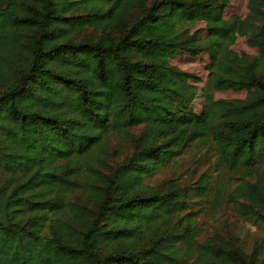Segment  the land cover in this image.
I'll list each match as a JSON object with an SVG mask.
<instances>
[{
    "label": "trees",
    "instance_id": "16d2710c",
    "mask_svg": "<svg viewBox=\"0 0 264 264\" xmlns=\"http://www.w3.org/2000/svg\"><path fill=\"white\" fill-rule=\"evenodd\" d=\"M227 4L0 0V264H264V240L198 238L187 208L208 176L145 180L210 144L240 177L227 192L237 214L264 223V178H245L264 165V0L244 16L225 17ZM234 33L257 53L224 42ZM181 51L207 52L211 86L245 95L203 88L196 111V75L170 62ZM113 138L131 152L109 164Z\"/></svg>",
    "mask_w": 264,
    "mask_h": 264
},
{
    "label": "rangeland",
    "instance_id": "374dc122",
    "mask_svg": "<svg viewBox=\"0 0 264 264\" xmlns=\"http://www.w3.org/2000/svg\"><path fill=\"white\" fill-rule=\"evenodd\" d=\"M247 12V0H228V4L224 7L225 17L244 16ZM183 26L188 27L190 32L197 31L201 38L207 33V27L203 20L185 22ZM224 40L238 52L257 53V48L250 45L245 36L240 33H234ZM170 62L196 75L193 82L197 87V93L192 101V106L196 111H200L206 103L203 88H207L214 98L243 97L245 95L244 90H222L214 89L211 86L207 76L210 58L205 51L196 55L181 51L171 57ZM139 128L140 126L132 127L131 131L137 132ZM106 151L108 163L115 164L131 152V145L128 141L113 138L109 140ZM216 159L213 146L210 144L191 147L182 156L161 167L145 180L147 183L159 186L166 184L169 179L185 184L197 180L201 174L208 176L210 185L207 194L194 196V200L187 208L193 215V222H196L200 227L198 238L202 240L208 236L224 235L248 251L257 241L264 240V223L254 217L245 218L237 214L233 203L227 198V192L240 181V177L237 173L226 168H217ZM259 177L264 178V165L256 174L245 178L254 182ZM184 212H179V215L181 216ZM184 220L183 216L182 223Z\"/></svg>",
    "mask_w": 264,
    "mask_h": 264
}]
</instances>
